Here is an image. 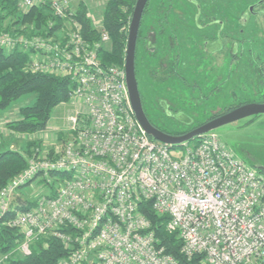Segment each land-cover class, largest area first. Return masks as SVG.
Segmentation results:
<instances>
[{
  "label": "built area",
  "instance_id": "2783aa9c",
  "mask_svg": "<svg viewBox=\"0 0 264 264\" xmlns=\"http://www.w3.org/2000/svg\"><path fill=\"white\" fill-rule=\"evenodd\" d=\"M13 1L23 14L40 9L52 18L40 28L0 32V50L29 53L34 74L70 80L75 112L61 149L45 157L35 149L0 190V222L13 212L8 225L22 235L0 264L31 256L37 243L47 248L50 238L68 254L58 264H179L159 246L141 211L146 203L168 217L166 231L179 236L188 262L199 256L202 264H264V171L213 132L174 156L172 146L150 138L136 119L125 63L103 65L101 52L111 41L104 19L95 28L99 39L90 43L73 0ZM87 18L94 20L89 10ZM24 189L35 198L16 200Z\"/></svg>",
  "mask_w": 264,
  "mask_h": 264
},
{
  "label": "rangeland",
  "instance_id": "374dc122",
  "mask_svg": "<svg viewBox=\"0 0 264 264\" xmlns=\"http://www.w3.org/2000/svg\"><path fill=\"white\" fill-rule=\"evenodd\" d=\"M73 1L76 9H78L81 3L88 5V10L94 17V20L91 21L94 29L96 28L97 23L104 19V11L108 0ZM191 2L192 0H150L147 12H145L143 16V24L141 27L142 37L138 43L137 79L144 99L145 107L148 109L151 119L160 128L171 132H187L201 123H204L206 119L212 115V113L218 111L220 106H227L229 104L228 107H231L237 105L236 103L231 104V102H238L243 98L245 93L241 90L243 89L244 91H247L244 88L245 85L250 89H248L247 95H249L251 91V85L246 78L250 80L249 77L252 75L245 73L243 75V80L247 82H242V77H240L241 75L236 76L234 74L236 65L239 61L237 60L234 63V67L231 68V70L234 71L233 87H222V92L215 96L214 86L217 85L215 84L217 71L205 69L203 73L201 72L200 74H196L194 70V68L197 69V63H200L197 64L198 66L201 64L203 66L206 63V60H200V58L204 56L202 50L200 49L202 43L197 41L193 33L192 34L194 36L191 34L187 42L190 47L188 51L189 56L182 58L181 65L179 67V71L183 79H172L165 83L162 82L167 76V73L164 72L163 69L171 68L170 63L176 56L173 51L176 49L175 52H177L176 54L178 55L180 48L178 47L172 49L171 51L164 50L161 52L148 51L149 45L148 41H145V37L149 34L148 25L151 23L150 17L153 15L159 20L165 18L164 12L168 14V17L172 14L171 21H173V25L175 27H178V29L176 28L178 31H193L191 27L193 21L191 18L194 14V9ZM17 11L18 14L15 18L9 19L5 22V27H8L11 32L21 33L22 29L25 27H31L32 24L21 25L19 22H16L19 15H27L21 13L18 7ZM181 38L184 37L179 36V39ZM105 50L108 52L112 50V41L105 46ZM186 59L190 61L188 66L185 63ZM147 60H149L153 65L155 81L149 75L150 70L147 65ZM159 60L162 62L159 65L160 68L157 69L160 62ZM115 64L118 65L120 63L116 62ZM242 64L244 63L241 62V65ZM186 67L188 70L184 71L183 69H187ZM241 70L242 68L240 67L238 70L239 74H241ZM198 84H200L201 89L204 90L202 94L198 93L200 90L194 92ZM218 90L220 91V89ZM230 90H232V99L229 97ZM219 91H217V93ZM258 91L259 90H257V92ZM261 94L264 95V87L260 90V95ZM203 95H207L206 97L209 95L210 97L201 98ZM256 98L258 99L257 96ZM32 100L28 102H18L14 104L9 111L0 114V151L11 150L20 153L26 160L27 165L33 157L32 154L35 149L40 150L39 156L41 157H45L43 152L54 148L61 149V140L66 137L68 130L67 118L75 112L73 105H70L69 103L60 104L55 109L53 117L45 131L36 134H27L20 137L8 132V123L18 119L20 109L25 103V105L30 104ZM260 100L264 101L263 98H260ZM213 133L219 136L223 145H226L228 148L233 150L235 154L248 165L255 168H264V115H258L223 126L213 131ZM172 154L177 157L182 156L184 154L183 147L172 149ZM39 182H41V192L45 193V186L42 184L43 182L45 183V181L40 179ZM30 197H32L30 195V191L28 189H24L20 192L18 197H16V200L20 199L24 201H31L35 198V196L32 198Z\"/></svg>",
  "mask_w": 264,
  "mask_h": 264
},
{
  "label": "trees",
  "instance_id": "16d2710c",
  "mask_svg": "<svg viewBox=\"0 0 264 264\" xmlns=\"http://www.w3.org/2000/svg\"><path fill=\"white\" fill-rule=\"evenodd\" d=\"M136 2L137 0H108L104 11V26L110 35L112 50L110 52L106 50L101 52L103 65L107 66L116 62L122 64L125 58L128 30ZM148 6L149 3L145 12H147ZM77 13V19L83 28L84 39L90 43L97 41L99 35L93 28L91 20L87 18L88 8L85 4L81 3L79 5ZM17 14V5L14 1L0 0V32L10 31L8 27H5V22L15 18ZM171 15H169L170 18ZM19 16L16 22L21 25L32 24L37 28L45 26L52 18L49 11L40 9H33L27 15ZM164 16L168 17V14L164 12ZM29 63V53L19 50L8 53L0 50V114L9 111L18 102H28L33 99L30 104L25 105V103L20 109L19 118L7 125L10 131L20 135L45 131L55 109L60 104L70 102V93L74 88V85L68 79L32 73L28 69ZM141 98L145 113L155 127L173 136L183 135L190 131L171 132L160 128L148 114L142 95ZM216 117L218 115L213 114L212 118H207L204 123L198 126ZM177 147L180 146H174L172 149ZM26 167V160L20 153L11 150L0 151V190ZM57 177H62V175ZM31 207L32 204H29L20 210L27 211ZM141 211L152 223L159 246L164 247L169 255L179 260V264H202V257L197 256L188 262L181 253L182 241L179 236L177 234H169L166 231L167 216L158 217L150 203L143 204ZM13 216L14 213L10 212L0 222V258L13 253L17 244L22 240L20 231L8 225ZM44 242L48 243L47 248L43 247V242L37 243L32 247L31 256L25 258L14 256L6 264H58L62 258L68 255L59 240L50 238Z\"/></svg>",
  "mask_w": 264,
  "mask_h": 264
},
{
  "label": "flooded vegetation",
  "instance_id": "af4514ba",
  "mask_svg": "<svg viewBox=\"0 0 264 264\" xmlns=\"http://www.w3.org/2000/svg\"><path fill=\"white\" fill-rule=\"evenodd\" d=\"M191 5L194 9V14L192 13L193 16L191 18L193 24H190L193 31H178V27L173 25L170 16L159 20L156 19V16L150 17L151 23L148 25V33L150 35L148 34V36L145 37V41H148L149 45V50H147L149 52H161L164 50L171 51L178 47L180 48L178 55L176 54L177 52H175L176 49L173 51L176 56L170 63L171 68L163 69L164 72L167 73V76L162 82L165 83L172 79H183L179 67L182 58L189 56L188 51L190 47L187 42L190 35L193 33L197 41L202 43L200 49L204 56L201 57L200 60H206V63L203 66L202 64L198 66L197 64L200 63H197V69L194 68V70L196 74L203 73L205 69L217 71V75L215 76V84L217 85L214 86L215 96L222 92V87H233L234 74L236 76L241 75L242 82L245 81L243 80V75L245 73L252 75L249 77L250 80L246 78L251 85L249 95H247L249 88L245 85L244 88L247 91H244L243 89L241 90L240 88V90L245 93L243 98L238 102H231V104L236 103L237 105L228 107L229 104L225 103L228 105L220 106L218 111L212 113L208 118H212L213 114H217L218 117H220L242 106L264 104V101L260 100V98L264 99V95H260V90L264 87V0H192ZM141 27L142 23L137 42L136 74L138 43L142 37ZM179 36L184 38L179 39ZM237 60L239 61L234 73L231 68L234 67V63ZM185 61L188 66L190 61L187 59ZM161 62L162 61L159 62L157 69L160 68L159 65ZM241 62L244 64L241 65ZM150 63L151 62L147 60V65L150 70L149 75L155 81L153 65ZM240 67L242 68L241 74L238 72ZM183 70L187 71L188 68ZM218 89H220V91ZM198 90H200V92H198L200 94L204 92V90L201 89L200 84L196 86L194 92ZM257 90L259 91L257 92ZM217 91L219 92L217 93ZM231 91L232 90H230L229 97L232 99L233 95ZM140 94L142 95L141 91ZM206 96L207 95H203L201 98L210 97L209 95L208 97ZM146 110L150 115L148 109Z\"/></svg>",
  "mask_w": 264,
  "mask_h": 264
},
{
  "label": "water",
  "instance_id": "95a60500",
  "mask_svg": "<svg viewBox=\"0 0 264 264\" xmlns=\"http://www.w3.org/2000/svg\"><path fill=\"white\" fill-rule=\"evenodd\" d=\"M150 0H137L134 7L132 19L128 30L127 48L125 53V72L126 83L130 96L132 108L135 117L145 133L155 141L174 146L192 142L201 136L213 132L223 126L250 118L258 115H264V104H250L235 109L232 112L224 114L216 119L206 122L205 124L193 129L192 131L179 136L167 134L155 127L148 119L141 94L139 83L136 74V51L139 37L140 26L147 4ZM264 171V168H258Z\"/></svg>",
  "mask_w": 264,
  "mask_h": 264
},
{
  "label": "crops",
  "instance_id": "0c3cea01",
  "mask_svg": "<svg viewBox=\"0 0 264 264\" xmlns=\"http://www.w3.org/2000/svg\"><path fill=\"white\" fill-rule=\"evenodd\" d=\"M87 8H88V5H85ZM70 104V103H69ZM7 130H8V128H7ZM8 132H11V134H13V135H16V136H18V137H20V136H23V135H20V134H17V133H13L12 131H8Z\"/></svg>",
  "mask_w": 264,
  "mask_h": 264
}]
</instances>
